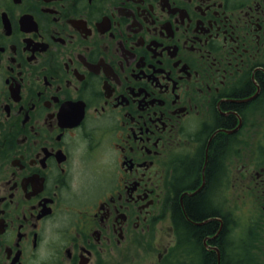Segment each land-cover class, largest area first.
<instances>
[{"label": "flooded vegetation", "instance_id": "flooded-vegetation-1", "mask_svg": "<svg viewBox=\"0 0 264 264\" xmlns=\"http://www.w3.org/2000/svg\"><path fill=\"white\" fill-rule=\"evenodd\" d=\"M0 264H264V0H0Z\"/></svg>", "mask_w": 264, "mask_h": 264}, {"label": "trees", "instance_id": "trees-1", "mask_svg": "<svg viewBox=\"0 0 264 264\" xmlns=\"http://www.w3.org/2000/svg\"><path fill=\"white\" fill-rule=\"evenodd\" d=\"M189 216L191 217L192 220L197 221L200 219V217L193 211L189 210Z\"/></svg>", "mask_w": 264, "mask_h": 264}]
</instances>
